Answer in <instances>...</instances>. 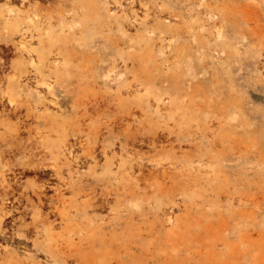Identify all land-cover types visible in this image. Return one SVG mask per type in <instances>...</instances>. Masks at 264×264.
Segmentation results:
<instances>
[{
  "label": "rangeland",
  "instance_id": "374dc122",
  "mask_svg": "<svg viewBox=\"0 0 264 264\" xmlns=\"http://www.w3.org/2000/svg\"><path fill=\"white\" fill-rule=\"evenodd\" d=\"M128 1L76 0L69 24L59 5L44 9L54 31L41 52L51 46L62 64L36 65L46 112L59 124L94 140L106 118L122 117L139 135L136 179L128 172L129 145L108 153L121 163L103 185L122 215L117 255L125 264H264V0H227L225 8L226 0ZM7 56L9 67L21 60ZM27 76L37 85L34 71L23 83ZM29 94L16 93L20 103ZM155 132L163 139L157 146ZM183 134L192 141L175 139ZM102 168L97 175H105ZM63 239L72 237L64 232Z\"/></svg>",
  "mask_w": 264,
  "mask_h": 264
},
{
  "label": "bare ground",
  "instance_id": "6f19581e",
  "mask_svg": "<svg viewBox=\"0 0 264 264\" xmlns=\"http://www.w3.org/2000/svg\"><path fill=\"white\" fill-rule=\"evenodd\" d=\"M75 1L6 0L0 5V53L2 54L0 80L1 77L6 79V84L0 85V126L3 128V131H0V264H125L124 260L121 261L120 256L117 255L121 243L118 230L121 229L122 215L117 205L113 203L117 202L118 198L113 197L110 194L112 191L108 192L103 185L112 180V177L116 178L121 172V163L115 159L117 155L109 156L108 154L109 148L115 144H119L120 147L124 144L130 146L128 172L131 179L137 178L138 160L135 146L139 135L136 136L135 131H132L129 121L125 123L126 119L121 117L119 121L115 119L113 123H106L108 122L106 118V120L103 119L105 122L102 121V125L94 129L92 136L94 140L90 137L84 139L85 135H82L79 128H67L59 124L58 118L52 113L46 112L48 101L45 99L48 97L43 96L45 90L39 89V85L45 82V78L36 65L45 59L55 66L61 63L60 58L57 57L60 52L53 54L51 46L45 54L41 52L46 44H50L46 42L51 39L54 31L53 21L44 20L43 10L54 8V4L59 5L55 8L62 13L63 20L69 24V17L79 5ZM228 1H225L223 8L228 6ZM46 3L48 5H45ZM212 5H206L204 12L212 13ZM232 5L229 6L232 7ZM114 8L115 6L112 9ZM236 8L239 9L238 6ZM196 14L193 15L197 16ZM204 18L212 20L211 16ZM109 25L112 26V24ZM9 53L20 57V62L12 63L9 67L8 59L10 58L7 59ZM44 64L43 66H46ZM8 69L13 70L12 75L6 73ZM33 71L37 85L35 86L32 78L28 76L29 79H27L31 81L23 83L24 74L30 76ZM14 78H16L15 82H13ZM47 86L48 90L52 87L51 84ZM25 90L31 94L28 95L25 103H20L16 93ZM49 101L55 104L60 103L59 98ZM43 107L45 110L41 112ZM86 113L90 114L88 111ZM83 116L85 118V114ZM118 124L122 131L116 134L115 128ZM124 124L128 127L123 128ZM133 129L136 130L134 127ZM103 130L109 131V136L106 137ZM124 131H127L126 138L121 136H124ZM152 135V142L156 146L158 142H163L159 133ZM185 136L174 138L181 143L185 141ZM108 139L110 143L107 142ZM186 140L192 141V138ZM88 142L93 144L88 145ZM96 143H99L101 147H98ZM102 157L105 158L104 164L100 162L104 161ZM90 160L93 165L89 164ZM88 167L90 171L87 172L85 170ZM97 167H103L102 169L107 171L105 175H97ZM140 169L144 168L140 167ZM134 205L136 207L138 203L136 205L134 202ZM59 228H62V231H59ZM64 232L68 233L72 239H63ZM95 249L99 251L96 255ZM107 255L110 256L108 260H106ZM41 256H46L47 261H43ZM103 256H105L104 260ZM113 259L115 263L112 262Z\"/></svg>",
  "mask_w": 264,
  "mask_h": 264
}]
</instances>
